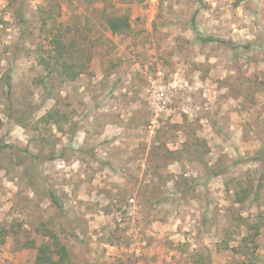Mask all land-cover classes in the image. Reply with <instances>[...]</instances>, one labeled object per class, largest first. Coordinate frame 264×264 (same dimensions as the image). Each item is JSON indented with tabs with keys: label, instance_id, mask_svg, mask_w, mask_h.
I'll return each instance as SVG.
<instances>
[{
	"label": "rangeland",
	"instance_id": "1",
	"mask_svg": "<svg viewBox=\"0 0 264 264\" xmlns=\"http://www.w3.org/2000/svg\"><path fill=\"white\" fill-rule=\"evenodd\" d=\"M5 145L0 264H264V0H0Z\"/></svg>",
	"mask_w": 264,
	"mask_h": 264
},
{
	"label": "trees",
	"instance_id": "2",
	"mask_svg": "<svg viewBox=\"0 0 264 264\" xmlns=\"http://www.w3.org/2000/svg\"><path fill=\"white\" fill-rule=\"evenodd\" d=\"M86 1L96 2L97 0H86ZM107 25L113 34H124L131 30V24L127 16L108 18ZM204 40L208 42L228 44L226 41L215 39L214 37H208ZM63 68H64V73L66 74V78L69 80H75L81 74L80 71H73L74 67L72 65L63 64ZM10 87L11 84L9 83V88ZM0 148H7V146L6 145L0 146ZM51 200L55 204H58V200L54 195H51ZM263 225H264V215L261 214L258 220L255 222V224L250 226V231L256 232L254 237L250 236L249 238L244 239V243L247 244L248 242H250L249 240H254L255 236H258L261 233V227H263ZM54 241H55V245H57V239H54ZM33 247L35 249H38L36 264H64L66 261V255L63 254L64 252H66V250L61 245H58L59 250L53 249L52 244L49 242L46 244H42V246L34 245ZM56 255H59V259L57 261L55 260Z\"/></svg>",
	"mask_w": 264,
	"mask_h": 264
}]
</instances>
